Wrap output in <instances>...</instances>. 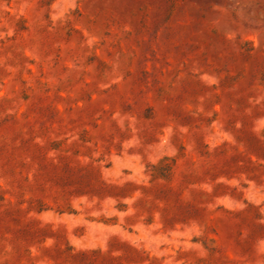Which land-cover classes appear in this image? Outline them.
<instances>
[{
  "label": "rangeland",
  "instance_id": "1",
  "mask_svg": "<svg viewBox=\"0 0 264 264\" xmlns=\"http://www.w3.org/2000/svg\"><path fill=\"white\" fill-rule=\"evenodd\" d=\"M0 264H264V0H0Z\"/></svg>",
  "mask_w": 264,
  "mask_h": 264
}]
</instances>
